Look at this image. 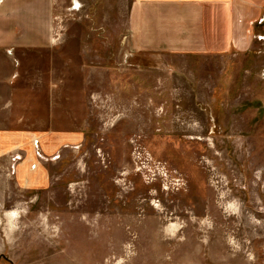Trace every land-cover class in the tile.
<instances>
[{"label": "rangeland", "instance_id": "rangeland-1", "mask_svg": "<svg viewBox=\"0 0 264 264\" xmlns=\"http://www.w3.org/2000/svg\"><path fill=\"white\" fill-rule=\"evenodd\" d=\"M137 1L51 0L0 43V264H264V15L156 53Z\"/></svg>", "mask_w": 264, "mask_h": 264}, {"label": "crops", "instance_id": "crops-1", "mask_svg": "<svg viewBox=\"0 0 264 264\" xmlns=\"http://www.w3.org/2000/svg\"><path fill=\"white\" fill-rule=\"evenodd\" d=\"M51 7V0H0V43L45 39ZM131 14V33L139 50L166 53L189 48L191 54L196 53V41H202L204 53H215L229 41L250 40V27L264 15V0H138Z\"/></svg>", "mask_w": 264, "mask_h": 264}]
</instances>
